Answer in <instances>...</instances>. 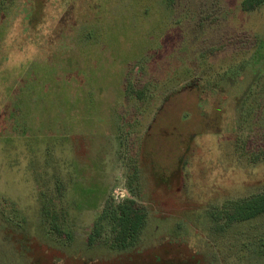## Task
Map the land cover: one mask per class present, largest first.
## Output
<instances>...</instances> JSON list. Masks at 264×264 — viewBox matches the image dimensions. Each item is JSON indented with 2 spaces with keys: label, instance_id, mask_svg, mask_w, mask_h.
Returning <instances> with one entry per match:
<instances>
[{
  "label": "rangeland",
  "instance_id": "obj_1",
  "mask_svg": "<svg viewBox=\"0 0 264 264\" xmlns=\"http://www.w3.org/2000/svg\"><path fill=\"white\" fill-rule=\"evenodd\" d=\"M246 1L0 0V264H264Z\"/></svg>",
  "mask_w": 264,
  "mask_h": 264
},
{
  "label": "trees",
  "instance_id": "obj_2",
  "mask_svg": "<svg viewBox=\"0 0 264 264\" xmlns=\"http://www.w3.org/2000/svg\"><path fill=\"white\" fill-rule=\"evenodd\" d=\"M262 0H247L242 8L243 10H252L255 7H257ZM259 202L256 203V207H253V209L248 213L247 211V205H241L240 207V216H243L242 219L244 218H250L255 216L258 212L264 210V194L261 195L259 198ZM257 199V200H258ZM109 205L105 206V209L103 210L104 213H106V207ZM110 212V218L112 219V224L114 227H125L126 224L129 222L132 226H134L137 222V217L139 210L136 207V203L133 200H127L124 206H120L119 209H113ZM102 213V214H104ZM109 213V211H107ZM246 213V214H245ZM100 234L98 231V225L95 224L93 232L91 233L89 240L92 242L93 237H97Z\"/></svg>",
  "mask_w": 264,
  "mask_h": 264
}]
</instances>
